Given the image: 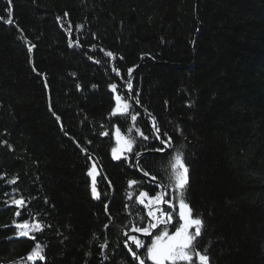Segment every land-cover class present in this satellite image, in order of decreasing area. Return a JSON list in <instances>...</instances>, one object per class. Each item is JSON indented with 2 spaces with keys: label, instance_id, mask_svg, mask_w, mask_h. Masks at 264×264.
<instances>
[{
  "label": "trees",
  "instance_id": "trees-1",
  "mask_svg": "<svg viewBox=\"0 0 264 264\" xmlns=\"http://www.w3.org/2000/svg\"><path fill=\"white\" fill-rule=\"evenodd\" d=\"M129 69L133 97L172 137L139 170L167 185L182 151L211 264H264V0H0V264H24L36 243L35 264H136L124 233L146 214L128 181L159 191L135 154L161 146L132 103L148 139L134 128L133 152L112 157L115 127L133 126L110 116L116 95L130 99ZM21 196L26 207L8 203ZM29 214L51 226L35 240L13 224Z\"/></svg>",
  "mask_w": 264,
  "mask_h": 264
},
{
  "label": "snow or ice",
  "instance_id": "snow-or-ice-1",
  "mask_svg": "<svg viewBox=\"0 0 264 264\" xmlns=\"http://www.w3.org/2000/svg\"><path fill=\"white\" fill-rule=\"evenodd\" d=\"M10 2V0H9ZM10 11V10H9ZM67 15V13H65ZM58 19H60L58 17ZM11 22V21H9ZM82 27V26H81ZM78 43V41L76 42ZM34 47V46H33ZM112 56V53H108ZM131 69L128 70L129 75ZM95 87V85H93ZM113 92L116 91L117 85L115 83L109 86ZM126 87L131 90V82L126 83ZM139 103L138 98L126 99L121 95H116L115 106L112 109L110 116L117 115H130L133 126L127 129L129 135H125L121 132V129L115 127V147L111 149V154L114 159L120 160L122 157L127 159L129 153L133 152V147L136 143L134 137L131 136L133 129L135 128V122L139 113L131 114L130 109L132 103ZM152 128L154 132V139L160 141L162 147L155 149V151H166L172 147V137L167 133L161 134L160 127L156 123L155 117H152ZM135 131L144 139L148 137L144 135L143 131L139 128H135ZM107 136L109 133L107 130L101 133ZM90 143V142H89ZM86 151V150H85ZM137 157L141 153L135 154ZM91 160L92 157L89 156ZM143 171V169H141ZM87 175L91 177L90 191L94 199H100V192L97 190V161L93 160L91 167L89 168ZM143 175L148 177L149 173L143 171ZM18 178H13L9 183H16ZM155 176H151V181H156ZM169 184L164 185L157 183L156 187L161 189L160 191H154V195H150L148 191L140 190L138 194L131 191L133 186H139L141 182L136 180H129V192L128 199L131 200L135 195L136 202L143 205L146 209V216H138L140 222L145 226H136V222L132 223L131 231L136 233H143L145 236L150 237V243L145 245V241L138 238L135 235H130L129 232H125L124 235L127 240L124 241L125 246L134 260L138 261V264H145L146 260L151 264H211V259L208 254L207 248L201 250L199 246V238L205 228L204 221L199 213L193 212V208L187 202L186 192L189 184V168L185 163V156L182 151L175 152L170 158V175L168 176ZM111 183L110 181L108 182ZM171 189V191H168ZM165 197H168L165 199ZM30 201H26L23 196L20 198H13L8 201L11 205H16L18 208H24ZM167 205V208L163 207ZM127 208V206H126ZM105 211L107 212V205H105ZM17 217L21 215L20 211L15 213ZM30 219L23 220L22 222L13 221L15 228L17 229L16 235L18 237H30L35 240L34 233L42 232L45 227H51L41 223L40 220L31 217ZM175 217V223H173ZM112 220L109 219V224ZM108 228V224L104 225ZM170 229H172L170 231ZM155 231V234H154ZM131 242V245H129ZM107 242L100 245L102 249L107 248ZM134 246L136 249L146 248L143 256L138 254L137 251H133ZM24 264H35L36 261H45L46 256L44 253V246L36 243L25 258H21ZM107 259V257H105ZM15 264V262H13Z\"/></svg>",
  "mask_w": 264,
  "mask_h": 264
},
{
  "label": "water",
  "instance_id": "water-1",
  "mask_svg": "<svg viewBox=\"0 0 264 264\" xmlns=\"http://www.w3.org/2000/svg\"><path fill=\"white\" fill-rule=\"evenodd\" d=\"M135 71H136V70H133V71H132V73H131L130 76H129V80H128L127 82H129V81L131 82V79H132L133 75L135 74ZM129 94H130V98H133V94H132V91H131V90H129ZM133 105H134L138 110H140V113H141V114H143V115H145V116H148V117H150V118L153 117L150 113H148V112H146L145 110L141 109L139 103L137 104V103H134V102H133ZM156 123H157V122H156ZM145 156H148V155L145 154V153H141V155H140L139 157L136 156V159H139L140 157H145ZM137 170H138V169H137ZM97 171H98V170H97ZM98 173H99V171H98ZM141 174H142V177H143L144 180H146V181H151V180H150V177H151V176L146 177V176L143 175V173H141ZM98 178H99V175H97L96 179L98 180ZM151 182H154V183H155V186H156L157 183H160V182H158L157 180H156V181H151ZM165 199H167V198L165 197ZM163 207L167 208V205H164ZM154 232H155V231H154ZM129 234H130V235H139V234L136 233V232H129ZM138 237H140V238H142V239H144L145 237H146V238H149V237H147V236H144V234H141V235L138 236ZM126 240H127V237H126ZM129 245H131V242H129ZM132 247H133V251H137V252H138V249H136L134 246H132ZM133 260H134V259H133ZM134 261H135L136 264H138V261H136V260H134Z\"/></svg>",
  "mask_w": 264,
  "mask_h": 264
},
{
  "label": "rangeland",
  "instance_id": "rangeland-1",
  "mask_svg": "<svg viewBox=\"0 0 264 264\" xmlns=\"http://www.w3.org/2000/svg\"><path fill=\"white\" fill-rule=\"evenodd\" d=\"M3 2H7V0H3ZM131 91H133V89H131ZM140 107H141V109H143V110H145L141 105H140ZM146 111V110H145ZM139 112H140V110H139ZM147 112V111H146ZM149 113V112H148ZM143 115V114H142ZM115 144H116V142H115ZM115 147V146H114ZM144 157H140L139 159H136V157H135V163H137L139 160H141V159H143ZM114 160H116V159H114ZM116 161H118V160H116ZM139 166L138 165H136V171L138 172V173H141V170H139ZM138 169V170H137ZM157 180V179H156ZM158 181V180H157ZM148 182H150V183H152L154 186H155V183L154 182H151V181H148ZM158 182H160V181H158ZM166 182L167 183H169V180H166ZM106 183V182H105ZM161 183V182H160ZM109 185V184H108ZM155 188H157L156 186H155ZM159 191L161 190V189H159V188H157ZM17 190H11V191H9L8 192V194L6 195V197L9 195V197H13V195H17ZM167 198V197H166ZM145 214H146V209H145ZM130 232H133V231H130ZM139 235H135V236H140L141 234H143V233H138ZM145 236V235H144ZM138 238H140V237H138ZM150 238V237H149ZM149 238H144V239H142V238H140V239H142V240H144L145 241V245H147V241H148V239ZM125 239H126V236H125ZM126 249H127V247H126ZM138 251H139V249H138ZM127 252H128V250H127ZM129 253V252H128ZM131 254V253H130Z\"/></svg>",
  "mask_w": 264,
  "mask_h": 264
},
{
  "label": "bare ground",
  "instance_id": "bare-ground-1",
  "mask_svg": "<svg viewBox=\"0 0 264 264\" xmlns=\"http://www.w3.org/2000/svg\"><path fill=\"white\" fill-rule=\"evenodd\" d=\"M159 143H160V141H159ZM160 146L162 147V145H161V143H160ZM158 149V148H157ZM169 151V148L166 150V151H153V150H150V151H144V152H140V153H145V154H147L148 156H151V155H163V154H166L167 152ZM145 157H147V156H145ZM144 157V158H145ZM136 165H138V162L137 163H135V169H136ZM154 234H155V232H154Z\"/></svg>",
  "mask_w": 264,
  "mask_h": 264
},
{
  "label": "flooded vegetation",
  "instance_id": "flooded-vegetation-1",
  "mask_svg": "<svg viewBox=\"0 0 264 264\" xmlns=\"http://www.w3.org/2000/svg\"><path fill=\"white\" fill-rule=\"evenodd\" d=\"M90 178H91V177H90ZM168 191H170V190L168 189ZM167 198H168V197H167ZM173 223H175V217H174V221H173ZM171 230H172V229H170V231H171ZM148 240L150 241V238H149ZM145 251H146V248H144V249H139L138 254H140L141 256H143V254L145 253ZM145 264H151V262L146 260Z\"/></svg>",
  "mask_w": 264,
  "mask_h": 264
},
{
  "label": "clouds",
  "instance_id": "clouds-1",
  "mask_svg": "<svg viewBox=\"0 0 264 264\" xmlns=\"http://www.w3.org/2000/svg\"><path fill=\"white\" fill-rule=\"evenodd\" d=\"M98 170V169H97Z\"/></svg>",
  "mask_w": 264,
  "mask_h": 264
}]
</instances>
